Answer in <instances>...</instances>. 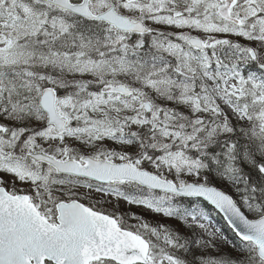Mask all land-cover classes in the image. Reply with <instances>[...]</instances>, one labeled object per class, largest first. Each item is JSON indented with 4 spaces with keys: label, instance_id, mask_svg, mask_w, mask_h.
I'll return each mask as SVG.
<instances>
[{
    "label": "snow or ice",
    "instance_id": "snow-or-ice-1",
    "mask_svg": "<svg viewBox=\"0 0 264 264\" xmlns=\"http://www.w3.org/2000/svg\"><path fill=\"white\" fill-rule=\"evenodd\" d=\"M0 264H264V0H0Z\"/></svg>",
    "mask_w": 264,
    "mask_h": 264
},
{
    "label": "rangeland",
    "instance_id": "rangeland-1",
    "mask_svg": "<svg viewBox=\"0 0 264 264\" xmlns=\"http://www.w3.org/2000/svg\"><path fill=\"white\" fill-rule=\"evenodd\" d=\"M133 211H137V212H139V211H141V210H140V209H133ZM145 215H150V214L145 213Z\"/></svg>",
    "mask_w": 264,
    "mask_h": 264
}]
</instances>
